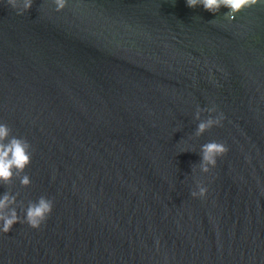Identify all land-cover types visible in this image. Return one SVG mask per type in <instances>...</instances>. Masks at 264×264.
<instances>
[{
	"label": "water",
	"instance_id": "1",
	"mask_svg": "<svg viewBox=\"0 0 264 264\" xmlns=\"http://www.w3.org/2000/svg\"><path fill=\"white\" fill-rule=\"evenodd\" d=\"M227 11L0 0V124L32 149L31 184L0 195L53 200L0 232V264H264V0ZM198 107L224 116L200 137ZM213 141L228 152L203 173Z\"/></svg>",
	"mask_w": 264,
	"mask_h": 264
},
{
	"label": "clouds",
	"instance_id": "2",
	"mask_svg": "<svg viewBox=\"0 0 264 264\" xmlns=\"http://www.w3.org/2000/svg\"><path fill=\"white\" fill-rule=\"evenodd\" d=\"M7 6L16 11L17 15H23L31 10L34 0H3ZM261 0H186L189 8L202 6L205 11L216 14L220 9L227 8L224 13L226 19L231 20L236 14L244 9L251 8ZM55 11L60 12L65 9L68 0H52ZM201 109L198 107L195 118L200 120L194 135L200 137L203 133L213 126H221L224 119L223 113L218 116L209 117L201 120ZM209 113L216 111L215 107L206 109ZM11 130L6 124H0V185L11 186L13 178H19L22 187L31 184L28 175L23 174L24 170L31 163L32 149L30 143L24 138L10 135ZM228 152V148L221 142H208L201 146V160L199 168L203 173H208L217 164V158L222 157ZM197 190L191 192L194 198H204L207 188L200 181L196 183ZM20 193L13 194L6 191L0 195V232L7 234L17 223H26L33 229H39L47 220L53 210V200L44 196L39 197L38 201H29L24 208L23 201H18ZM17 208H21L25 215L23 218L18 214Z\"/></svg>",
	"mask_w": 264,
	"mask_h": 264
}]
</instances>
